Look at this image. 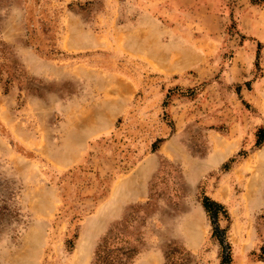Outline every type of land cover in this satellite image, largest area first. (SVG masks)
<instances>
[{
    "label": "rangeland",
    "instance_id": "rangeland-1",
    "mask_svg": "<svg viewBox=\"0 0 264 264\" xmlns=\"http://www.w3.org/2000/svg\"><path fill=\"white\" fill-rule=\"evenodd\" d=\"M261 129L264 0H0V264H264Z\"/></svg>",
    "mask_w": 264,
    "mask_h": 264
},
{
    "label": "trees",
    "instance_id": "trees-1",
    "mask_svg": "<svg viewBox=\"0 0 264 264\" xmlns=\"http://www.w3.org/2000/svg\"><path fill=\"white\" fill-rule=\"evenodd\" d=\"M263 141L264 129H261L258 133L257 145L262 144ZM225 168L228 169L229 165H226ZM203 206L215 224L214 235L219 239L223 248L226 249V251L223 252L220 264H231L232 248L230 243H228L226 240L227 230L220 229L217 225V219L219 215L222 213L225 215V217L229 218V213L223 204L218 203L207 196H205L203 199ZM119 240L120 239L118 235H114L112 230L107 235H105L97 246L93 264H129L131 259H133L136 250L129 247L119 246L121 243ZM167 257H169L168 254ZM182 264H189V261H185Z\"/></svg>",
    "mask_w": 264,
    "mask_h": 264
}]
</instances>
